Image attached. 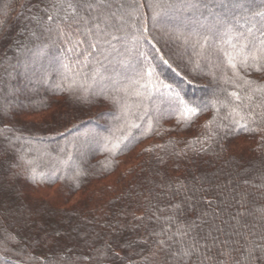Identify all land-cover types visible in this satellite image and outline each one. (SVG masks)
Returning <instances> with one entry per match:
<instances>
[{"label": "trees", "instance_id": "16d2710c", "mask_svg": "<svg viewBox=\"0 0 264 264\" xmlns=\"http://www.w3.org/2000/svg\"><path fill=\"white\" fill-rule=\"evenodd\" d=\"M78 1L0 0V264H264V0Z\"/></svg>", "mask_w": 264, "mask_h": 264}, {"label": "rangeland", "instance_id": "374dc122", "mask_svg": "<svg viewBox=\"0 0 264 264\" xmlns=\"http://www.w3.org/2000/svg\"><path fill=\"white\" fill-rule=\"evenodd\" d=\"M82 0H79L78 1V3L77 4H75V5H71V7H70V9H69V14H67V15H64V17L63 18H58L59 20H67V19H71V17H74L75 16V7L81 2ZM193 13V10L192 11H187V12H178L177 14H179L180 15V17L179 18H175L176 20V22L180 19V21L179 22H181V20H182V17L184 16L183 14H189V16L191 15ZM54 14V13H53ZM49 16H51V15H49ZM71 20H73V18L71 19ZM70 20V21H71ZM69 21V22H70ZM152 28H154L153 26H152ZM179 29H178V26H175V27H173V31H178ZM180 31V30H179ZM189 34H191V33H189ZM189 34H187V36H190ZM193 34V33H192ZM191 34V35H192ZM50 70H53V71H55V70H59V71H61L62 73H63V77H67L68 75H69V71H68V69H64V66L62 67V65H60L59 67L58 66H56L55 65V68L53 67V68H51ZM129 86H131V84H129V82H128V85H126L125 87H129ZM88 150H90V148H87ZM80 150H82V148H80Z\"/></svg>", "mask_w": 264, "mask_h": 264}, {"label": "snow or ice", "instance_id": "6c2138e0", "mask_svg": "<svg viewBox=\"0 0 264 264\" xmlns=\"http://www.w3.org/2000/svg\"><path fill=\"white\" fill-rule=\"evenodd\" d=\"M69 7H71V5H69ZM254 59H256V58H254ZM233 67H235V65H233ZM257 70H259V69H257ZM235 95V94H234ZM194 111V110H193Z\"/></svg>", "mask_w": 264, "mask_h": 264}]
</instances>
